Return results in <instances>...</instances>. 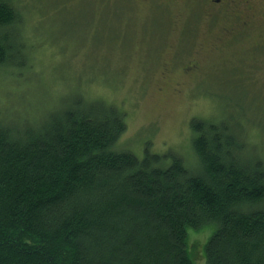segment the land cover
<instances>
[{
	"label": "trees",
	"instance_id": "obj_1",
	"mask_svg": "<svg viewBox=\"0 0 264 264\" xmlns=\"http://www.w3.org/2000/svg\"><path fill=\"white\" fill-rule=\"evenodd\" d=\"M23 15L0 0V68L25 58ZM49 111L0 119V264H194L188 230L208 227L207 264H264V159L227 124L192 121L190 163L120 148L126 116L105 100Z\"/></svg>",
	"mask_w": 264,
	"mask_h": 264
},
{
	"label": "rangeland",
	"instance_id": "obj_2",
	"mask_svg": "<svg viewBox=\"0 0 264 264\" xmlns=\"http://www.w3.org/2000/svg\"><path fill=\"white\" fill-rule=\"evenodd\" d=\"M166 1L14 0L24 13L25 58L0 68V119L45 121L81 93L125 113L119 146L139 158L149 149L195 163L191 123L200 119L227 124L248 156L264 159V17L217 47L222 20L210 28L203 12ZM194 55L200 64L189 67ZM212 234L188 230L194 264H207Z\"/></svg>",
	"mask_w": 264,
	"mask_h": 264
},
{
	"label": "flooded vegetation",
	"instance_id": "obj_3",
	"mask_svg": "<svg viewBox=\"0 0 264 264\" xmlns=\"http://www.w3.org/2000/svg\"><path fill=\"white\" fill-rule=\"evenodd\" d=\"M165 5L180 9L195 8L198 17L203 12L210 28L216 26L217 19L222 20L225 26L221 28L222 35L215 37L219 39L215 41L217 47H228L231 43L228 40L256 28L253 23L264 17V0H168ZM188 64L189 67L199 65L198 55L192 56Z\"/></svg>",
	"mask_w": 264,
	"mask_h": 264
}]
</instances>
